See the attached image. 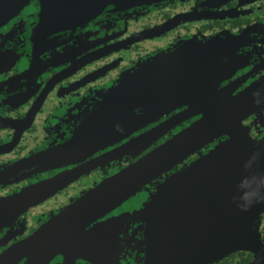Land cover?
Wrapping results in <instances>:
<instances>
[{
    "label": "flooded vegetation",
    "instance_id": "af4514ba",
    "mask_svg": "<svg viewBox=\"0 0 264 264\" xmlns=\"http://www.w3.org/2000/svg\"><path fill=\"white\" fill-rule=\"evenodd\" d=\"M98 5L0 0V264H173L184 238L168 240L154 229L153 198L174 172L227 136L197 148L122 202L112 200L80 233L52 222L198 122L202 114L179 117L196 102L191 90L205 91L202 104L215 97L212 85L234 96L251 93L252 112L243 123L254 138L264 132V0ZM71 11L90 14L70 20ZM174 52L182 58L179 76L165 78L173 91L137 78ZM183 91L193 97L178 95ZM175 96L182 101L171 102ZM173 117L174 126L158 139L132 143ZM49 222L51 231L39 235ZM260 232L264 246V214ZM254 258L240 250L206 264Z\"/></svg>",
    "mask_w": 264,
    "mask_h": 264
},
{
    "label": "water",
    "instance_id": "95a60500",
    "mask_svg": "<svg viewBox=\"0 0 264 264\" xmlns=\"http://www.w3.org/2000/svg\"><path fill=\"white\" fill-rule=\"evenodd\" d=\"M107 1L98 0V6H105ZM113 1L119 9H126L163 0ZM88 14L89 11L86 15ZM86 15L71 11L70 20ZM160 58L155 59L152 68L148 70L149 74L143 73L137 78L151 79L148 84H164L162 86L173 91L170 88L172 83L166 82L165 78L170 80L179 76L178 63L182 60L181 55L174 52ZM127 78L122 82L125 85ZM218 86L212 85L215 100H209L208 104H202L204 99L201 95L205 92L202 88L191 90L196 91V102L179 117L188 119L202 114L198 122L80 197L52 223H68L69 227L62 229L80 233L83 229L81 225L97 217L100 208H112V200L122 202L129 194L139 191L143 184L174 169L197 148L227 136V139L220 141L209 152L174 172L161 185L151 203L152 225L158 231L161 229L168 240L176 241L183 236L184 242H179V258L173 264H206L240 250L255 254L250 264H264V246L260 239L264 214V132L261 137L254 138L251 128L243 123L252 112L253 101L249 99L251 93L234 96L229 88L220 90ZM185 94L193 97L190 91H183L178 95ZM168 95L170 100L172 95ZM179 99V96H175L171 102L182 101ZM164 111L169 113L171 110L167 107ZM174 121L175 117L150 133L136 138L132 143L138 146L150 139L153 142L165 130H170ZM158 133L159 136L156 135ZM52 223L41 228L39 235L49 233L53 228ZM171 235L173 236L170 237Z\"/></svg>",
    "mask_w": 264,
    "mask_h": 264
}]
</instances>
